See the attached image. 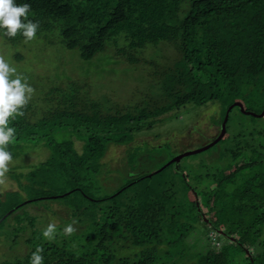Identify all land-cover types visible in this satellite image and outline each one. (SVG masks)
<instances>
[{
	"label": "trees",
	"instance_id": "obj_1",
	"mask_svg": "<svg viewBox=\"0 0 264 264\" xmlns=\"http://www.w3.org/2000/svg\"><path fill=\"white\" fill-rule=\"evenodd\" d=\"M185 1L15 0L31 5L27 18L39 22L36 34L60 30L65 46L78 48L84 60L105 52L110 42L127 62L145 60L158 86H151V97L134 106L114 109L82 97L80 85L72 80L49 91L43 115L38 117L29 102L23 116L9 118L15 133L6 150L12 157L41 143L49 155L28 172H12L20 190L0 196V231L7 228L15 243L31 228L26 254L0 264H30L37 247L43 248V264H177L186 251L182 243L199 218L209 233L218 232L214 239L222 234L231 242L216 247L208 233L209 243L196 253L195 264H235L237 250L246 264H264V130L245 124L237 129L243 123L239 113L254 117L239 106L231 109L226 135L216 144L227 139L225 146L212 164L202 165L197 184L189 181L182 159L168 174L163 172L174 163L152 177V170L133 174L109 194H92L102 188L108 145L133 142L135 134L152 128L167 112L191 103H217L214 124L221 132L232 103L241 101L254 111L253 102L264 90V0H189L182 11ZM5 31L0 29L8 42L25 39L20 32L10 38ZM163 42L172 51L163 64L140 57L148 46ZM231 127L233 136L228 134ZM139 157L138 149L129 152L130 163L137 165ZM59 188L68 191L66 197L74 194L69 203L83 234H57L50 242L37 232V219L20 210L32 202L61 198L53 197ZM190 193L195 217L181 199ZM163 244L169 251L162 256L157 252Z\"/></svg>",
	"mask_w": 264,
	"mask_h": 264
},
{
	"label": "rangeland",
	"instance_id": "obj_2",
	"mask_svg": "<svg viewBox=\"0 0 264 264\" xmlns=\"http://www.w3.org/2000/svg\"><path fill=\"white\" fill-rule=\"evenodd\" d=\"M188 2L189 0H186L183 3L182 11L188 6ZM167 45L169 44L163 42L155 47L148 46L147 50L140 52V57H147L157 64H163L169 57L168 54H172L171 47L168 51ZM0 56H3L10 66L15 67L18 74L27 78L28 84L35 90L30 102L35 106L38 117L49 108L47 102L51 97L49 91L58 85L68 86L72 80L80 85L82 97L102 101L106 108L114 107V109H116V105L131 107L143 97H151V94L155 92L153 87L157 85L156 82V84L153 82L154 79H151L150 72L152 69L150 70L151 66L148 67L145 60L140 63L127 62L116 53L110 42L105 52L99 53L91 60H84L81 58L78 48L70 49L65 46L58 29L42 31L27 43H25V39L18 42H8L0 33ZM11 79H15V76ZM70 90L72 89L70 88ZM262 90L259 92V100L253 102V112L255 113H261L264 110L259 112L264 106V90ZM217 107V103H208L203 106L188 104L162 115L161 120L152 128H145L140 133L135 134L133 142L126 144L110 143L102 159L104 163L100 176L102 188L95 189L92 194H98L97 192L109 194L123 185L125 180L133 174L137 175L151 170L154 172L157 170L156 168L175 155L206 145L214 136L220 134V128L214 124ZM239 115L238 120L242 119L243 123L239 126L236 125L237 129L245 124L250 128L264 130V117L242 118L246 115L240 113ZM228 134L233 136L235 129L231 127ZM226 141L227 139L209 150L183 158L181 164L186 171L188 169L189 181L192 184H197L201 180L197 175L202 172V165L205 162L212 164L218 157L220 149L225 146ZM77 146L80 148L81 143L78 142ZM136 149L140 151L138 158L140 161L137 162V165L130 163L128 158L129 152ZM48 155L49 150L41 143L30 146L27 151L24 150L22 154L13 157L10 171L5 174V182L0 185V196L4 197L7 191L20 190L18 181L11 176L12 172H28L31 165L44 160ZM176 166L174 164L172 168L166 169L163 173L172 172ZM155 179L158 180L156 177L153 180ZM175 179H179V176L177 175ZM22 181L25 182L26 180L22 179ZM62 189L59 188L58 193L54 196L65 194L62 193ZM180 193L183 194V192ZM71 197H74V194L32 202L25 205L20 213L23 211L37 219L38 233L42 232L43 234L49 223L54 222L56 224L55 235L64 236V228L72 224L76 229L74 234L78 233L77 235L81 236L84 226L79 222L77 216L76 218L72 216L73 208L69 203L73 201ZM188 198L194 199L193 194L181 196L184 204L186 201L185 206L190 210V216L195 217L192 201H189ZM13 221V217L8 219L9 223H13ZM209 231L210 227H207L205 221L199 218L192 233L182 243L186 251L185 254L181 252L179 257L181 256L180 259L182 258L183 261L177 264H195L196 253L204 250L209 243ZM25 232V236H20L19 240L14 243L10 238L11 234L7 232V228L0 231V262L22 257L26 254L28 245L25 238L31 233L29 225ZM11 233H13L12 230ZM209 236L215 242L213 244L216 247L231 242L222 234L219 235V240L214 239L213 237L218 236L216 231H211ZM262 238H264V227ZM166 251H169V246L163 244L157 253L163 256ZM179 257L177 258L179 259ZM232 263L246 264L247 260L245 255L242 252L238 253L237 250L236 254H233Z\"/></svg>",
	"mask_w": 264,
	"mask_h": 264
},
{
	"label": "clouds",
	"instance_id": "obj_3",
	"mask_svg": "<svg viewBox=\"0 0 264 264\" xmlns=\"http://www.w3.org/2000/svg\"><path fill=\"white\" fill-rule=\"evenodd\" d=\"M30 10V4L0 0V29H5V35L10 38L16 37L20 32L25 38V43L33 40L40 25L38 21L33 22L27 18ZM22 17L26 22L22 21ZM13 76L15 79H11ZM34 91L27 78L18 74L16 68L10 66L4 57L0 56V185L4 184L5 174L10 171V165L13 163L12 154L6 150L15 133V129L8 126L9 118L24 115V109L32 99ZM75 231L73 225L69 224L64 228V235L70 236ZM55 233L56 224L52 222L43 231V236L51 242L55 239ZM42 252L43 248L37 247L30 264H43Z\"/></svg>",
	"mask_w": 264,
	"mask_h": 264
},
{
	"label": "water",
	"instance_id": "obj_4",
	"mask_svg": "<svg viewBox=\"0 0 264 264\" xmlns=\"http://www.w3.org/2000/svg\"><path fill=\"white\" fill-rule=\"evenodd\" d=\"M234 106H239L241 111L244 113V114H247V115H253V116H257V117H263L264 116V110L261 112V113H255L253 111H249V110H246L244 104L241 102V101H236L234 103H232L228 109H227V112H226V115H225V118L222 122V126H221V132L218 136H216L212 141L208 142L206 145L200 147V148H197V149H192V150H188V151H183L177 155H175L173 158H171L167 163H165L162 167H160L159 169H157L156 171L148 174L149 177H152L154 174H157L161 171H163L166 167H168L170 164H179V162L185 158V157H188V156H191V155H194V154H198V153H201L203 151H206L208 149H210L211 147L215 146L219 141H221L225 135H226V132H227V121H228V118H229V114H230V111L231 109L234 107ZM67 193L63 194L62 196H65ZM55 197V196H53ZM221 232H223L221 230Z\"/></svg>",
	"mask_w": 264,
	"mask_h": 264
},
{
	"label": "flooded vegetation",
	"instance_id": "obj_5",
	"mask_svg": "<svg viewBox=\"0 0 264 264\" xmlns=\"http://www.w3.org/2000/svg\"><path fill=\"white\" fill-rule=\"evenodd\" d=\"M173 158V157H172Z\"/></svg>",
	"mask_w": 264,
	"mask_h": 264
}]
</instances>
